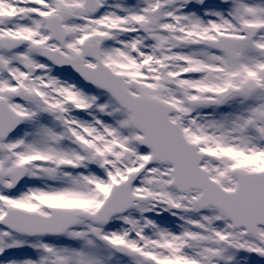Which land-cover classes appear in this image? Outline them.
Listing matches in <instances>:
<instances>
[{
	"label": "snow or ice",
	"instance_id": "obj_1",
	"mask_svg": "<svg viewBox=\"0 0 264 264\" xmlns=\"http://www.w3.org/2000/svg\"><path fill=\"white\" fill-rule=\"evenodd\" d=\"M0 264H264V0H0Z\"/></svg>",
	"mask_w": 264,
	"mask_h": 264
}]
</instances>
